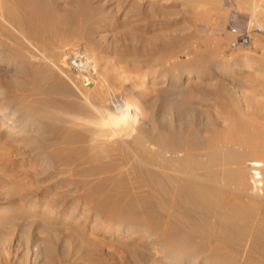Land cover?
Instances as JSON below:
<instances>
[{
    "label": "bare ground",
    "instance_id": "6f19581e",
    "mask_svg": "<svg viewBox=\"0 0 264 264\" xmlns=\"http://www.w3.org/2000/svg\"><path fill=\"white\" fill-rule=\"evenodd\" d=\"M78 1L61 5L58 0H0V161L7 160L8 147L15 144L18 150L11 152L25 167L16 171L1 166L0 181L8 171L24 181L26 174L33 176L31 198L23 197L25 184L19 187L21 204L62 191L49 195L47 202L69 209V219L79 215L74 219L77 225L90 216L96 215L97 223L102 218L85 212V198L75 202L78 192L108 191L113 193L106 199L109 203L125 195L128 199L118 205L120 213L151 220L152 231L142 233L160 263L241 264L255 258L257 250L264 252L257 246L264 241V119L238 115L239 126L222 132L203 126L198 105L183 98L178 103L179 97L192 95L190 89L201 90L205 84L198 66L181 76H166L168 95L148 100L139 92L125 101L121 76L108 75L99 42L105 37L99 33L109 24L100 8ZM261 1L239 0L257 20L259 13L264 17ZM257 24L264 30V23ZM242 59L256 64L250 52ZM120 84L123 88L125 83ZM52 128L62 131L64 147L53 149L59 166L50 152L42 150ZM81 209L84 212L77 214ZM21 218L17 214L0 221V226L10 228ZM122 224L108 226L107 233L134 249L139 236L131 223Z\"/></svg>",
    "mask_w": 264,
    "mask_h": 264
},
{
    "label": "rangeland",
    "instance_id": "374dc122",
    "mask_svg": "<svg viewBox=\"0 0 264 264\" xmlns=\"http://www.w3.org/2000/svg\"><path fill=\"white\" fill-rule=\"evenodd\" d=\"M75 1L60 0L59 2L58 0V3H61V5L65 3H69L68 5L78 4V0ZM87 1L89 5L102 10L99 9L102 16H105V21L109 24V28L107 27L105 31H101L102 34L99 33L105 37L97 39L104 46L105 70L108 75L113 77L114 73L120 74L121 78L118 82L126 84H123L124 90L122 84L119 83L122 89L120 90L126 93L123 97L125 101H128L127 98L130 100L133 96L138 95L139 92H144L146 97L149 96L148 100L153 99L157 94L168 95L165 92V84L167 83L164 78L166 76L170 74L181 76L186 71L196 69V66H198L197 69L203 71L201 82L205 83L206 86L205 84L202 85L201 90L204 88L203 91L200 88L197 90L190 89V91L193 90L190 92L192 95H186V98L185 96L179 97L178 103L184 100L187 103L191 101L196 106L198 105V114L202 110L200 115L204 117L201 116L203 126L210 131L231 130V127L237 128L239 126L237 120L242 114L243 117L247 116L246 118L250 117V119L261 120L260 122L264 121H262L264 119V34L255 35L251 47L236 48L234 47L236 36L232 34L230 29L232 16L236 17L238 24L242 26L250 25L261 28L257 24V21L264 23V17L260 13L258 14V20L254 19L252 12L247 10L239 0H215L214 3L208 0ZM131 1H135V4ZM262 1L264 2V0ZM263 2L262 4H264ZM166 39L173 45L167 44L166 46L165 43H168ZM149 41L151 42L149 43ZM115 42L116 44L119 43L118 46L115 45ZM199 51L201 52L198 53ZM247 52H250L254 59L256 58V66L243 61L242 57ZM230 57L233 58V63L228 65ZM200 65L202 66L200 67ZM214 66L216 68H213ZM209 71L212 73L210 74ZM74 74H78V71L75 70ZM212 83L213 85H211ZM135 84H138V86L135 87ZM126 86L130 91L134 86L136 91L129 92ZM185 86L186 83L183 87ZM193 92L195 93L193 94ZM209 92L210 94H208ZM150 96L152 97L150 98ZM193 97L198 98V100L193 99ZM53 131L50 142L44 144L42 150L50 152L54 157L53 149L64 147V145L60 141L62 131L57 132L54 129ZM15 146L14 144L8 147L10 156L7 155V160L2 159L3 161H0V167L5 166L8 170L15 169L16 171L23 170V168L25 170L22 160L14 156V153L18 150V147L15 148ZM11 150H14V153ZM54 160L58 164L59 159L54 157ZM59 165L60 163L57 166ZM7 174L8 176L1 178L2 181H0V221L17 214H21L22 218L19 223H15L10 228L0 226V264H143V262L144 264H165L156 260L157 257L152 253L153 250L148 249L147 237L142 233L146 229L152 231L151 220L142 217L131 219L120 213L118 205L128 199L125 195L121 194L119 196L120 200H113L109 203L106 199L111 197L113 193L108 191L90 194L82 191L78 192L75 202L83 198L87 199L82 200L87 209L85 212H89L91 215L96 213L102 218L98 217L100 219L97 223L94 217L96 215L90 216L86 222L77 225L74 223L79 215L74 218L75 221L69 219V209H61L58 205L53 207V204L49 202L51 197L59 195L62 191H56L57 194L55 192L42 194L37 200L38 204L37 202L21 204L19 199L22 194H18L19 187L25 184L23 186L26 187L24 193L28 190L29 192L28 194L23 193V197L29 195L27 198H31L36 186L35 179L30 173L26 174L25 181L20 180L21 177L17 174L14 175L11 171H8ZM9 178L10 181L14 180L11 182L12 184L14 182L16 184L10 186ZM28 179L29 181H27ZM23 181L25 183H22ZM91 181L95 183L97 180L92 178ZM31 184L35 185L32 187ZM28 185L31 186L29 189L27 188ZM14 186L16 189L13 190L12 187ZM13 191H16V193ZM30 193L32 194L30 195ZM8 194H12V196ZM67 197L71 196L67 195ZM27 198L25 199L26 202L28 201ZM85 201H87V204ZM45 205L47 206L44 207ZM49 207H51V210ZM83 212V209H81L77 214L80 213L81 215ZM125 223H131L130 225L134 227L133 230L136 232V236H139L134 242L136 243L134 249H132L133 246L129 248L124 241H120V239L107 233L108 226L111 225L110 227L113 226L114 229L117 224L124 225ZM263 242L259 241L257 246L264 247ZM140 246L147 251L149 250V252H146L145 249L146 253L143 252L139 248ZM130 250L134 253L132 252V254ZM140 252H143L144 255L140 256L142 254ZM257 255L251 261L243 260L241 264H264V252L257 250Z\"/></svg>",
    "mask_w": 264,
    "mask_h": 264
},
{
    "label": "built area",
    "instance_id": "2783aa9c",
    "mask_svg": "<svg viewBox=\"0 0 264 264\" xmlns=\"http://www.w3.org/2000/svg\"><path fill=\"white\" fill-rule=\"evenodd\" d=\"M230 29L232 34L236 36V41L234 42V47L236 48L251 47L254 36L264 34V30L260 27L238 24L237 18L234 16L231 18Z\"/></svg>",
    "mask_w": 264,
    "mask_h": 264
}]
</instances>
